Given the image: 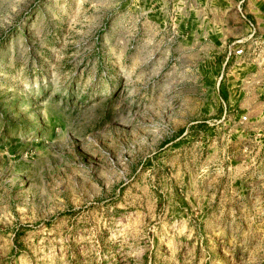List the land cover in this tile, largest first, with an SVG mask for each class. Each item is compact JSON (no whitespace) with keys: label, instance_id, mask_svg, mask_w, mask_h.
<instances>
[{"label":"rangeland","instance_id":"rangeland-1","mask_svg":"<svg viewBox=\"0 0 264 264\" xmlns=\"http://www.w3.org/2000/svg\"><path fill=\"white\" fill-rule=\"evenodd\" d=\"M208 1L0 0V264H264Z\"/></svg>","mask_w":264,"mask_h":264},{"label":"crops","instance_id":"crops-1","mask_svg":"<svg viewBox=\"0 0 264 264\" xmlns=\"http://www.w3.org/2000/svg\"><path fill=\"white\" fill-rule=\"evenodd\" d=\"M243 1H208L211 10L220 15L213 27V36L220 41V50L224 53L220 63V73L224 68L228 44L238 37L247 35L250 31L244 16L257 24L259 34L264 37V0H257L259 3L257 9L250 6V0L249 5ZM232 14L236 16L232 17ZM233 22L236 25L233 26ZM225 75L222 89L225 94H229L228 99L232 101L231 104L235 102L241 107L257 109L256 121H260L264 128V58L260 60L247 55L229 65Z\"/></svg>","mask_w":264,"mask_h":264},{"label":"built area","instance_id":"built-area-1","mask_svg":"<svg viewBox=\"0 0 264 264\" xmlns=\"http://www.w3.org/2000/svg\"><path fill=\"white\" fill-rule=\"evenodd\" d=\"M244 17L248 21L250 31L247 35L238 37L228 44L224 68L227 64L243 59L247 55L260 60L264 58V37L259 34L257 24L248 17ZM244 118L247 117L244 116Z\"/></svg>","mask_w":264,"mask_h":264}]
</instances>
